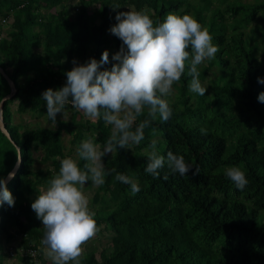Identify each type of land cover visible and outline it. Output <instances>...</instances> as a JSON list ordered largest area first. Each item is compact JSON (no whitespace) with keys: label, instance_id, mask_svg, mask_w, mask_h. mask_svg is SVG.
Instances as JSON below:
<instances>
[{"label":"trees","instance_id":"obj_1","mask_svg":"<svg viewBox=\"0 0 264 264\" xmlns=\"http://www.w3.org/2000/svg\"><path fill=\"white\" fill-rule=\"evenodd\" d=\"M116 4L120 7L113 10ZM122 9L143 10L154 26L170 13L190 15L209 31L218 52L198 66L205 96L189 91L186 65L172 95L164 97L171 118H158L138 145L103 158L105 170L116 171L94 189L90 208L109 246L85 248L80 264H264V103L258 101L264 85L257 82L264 78V0H0V32L5 31L0 33V67L16 87L2 119L21 156L6 184L15 204L0 205V264L9 252L5 245L17 239L20 264H34L30 249L42 255L45 230L31 204L59 173L62 159L71 157L83 169L85 161L76 152L82 141L103 146L112 134L102 119L78 121L71 105L66 109L74 111L73 117L56 118L54 128L17 124L14 115L45 116L42 93L66 84L73 60L78 65L99 61L107 50L111 61L122 41L109 29ZM9 93L0 74V101ZM146 118L147 109L133 130ZM152 140L159 155L183 156L193 170L181 177L165 164L159 178L146 173L145 149ZM17 160L16 147L0 131V179ZM233 166L248 181L242 191L225 174ZM116 173L132 177L140 192L133 195L129 185L115 180ZM41 255L37 261L47 264Z\"/></svg>","mask_w":264,"mask_h":264},{"label":"clouds","instance_id":"obj_2","mask_svg":"<svg viewBox=\"0 0 264 264\" xmlns=\"http://www.w3.org/2000/svg\"><path fill=\"white\" fill-rule=\"evenodd\" d=\"M119 7L116 4L112 8ZM115 20L117 23L109 32L122 44L111 61L107 50L99 61L90 58L85 64L78 65L73 60V69L66 73V84L59 90L47 89L42 93L46 116L53 126L57 124V114L64 117L68 105L93 122L102 119L112 126V134L103 146L94 143L93 139L79 144L76 152L85 161L83 169L71 157L62 159L59 173L31 204L37 219L44 225L42 243L48 248L47 255L52 264H69L70 261L80 264L82 246L99 231L83 189L87 182L93 186L103 185L105 175L116 171H106L103 158L119 149L138 145L144 139V130L158 118L163 122L171 118L172 109L164 97L172 95L173 84L180 81L186 65L188 75L192 77L189 91L205 96L207 88L200 82L198 66L214 59L218 52L209 31L190 15L181 17L170 13L156 26L143 10L118 12ZM111 62H115L111 68H105ZM257 82L264 85V78L257 77ZM258 101L264 103V92L258 95ZM145 109L148 118L133 130L134 122ZM2 116L3 111H0V120ZM204 131L201 129L202 133ZM156 132L153 128L154 136ZM145 151L149 152L145 172L155 178L160 177L165 164L171 173L181 177L193 170L183 156L171 151L167 152L166 158L159 155L156 140H152ZM198 174L199 169L195 168L193 175ZM225 174L238 190L242 191L248 183L239 167H229ZM163 179L167 180L168 175ZM115 180L129 185L133 195L140 192L132 177L116 173ZM4 203L12 207L15 200L5 180L0 179V205Z\"/></svg>","mask_w":264,"mask_h":264},{"label":"rangeland","instance_id":"obj_3","mask_svg":"<svg viewBox=\"0 0 264 264\" xmlns=\"http://www.w3.org/2000/svg\"><path fill=\"white\" fill-rule=\"evenodd\" d=\"M70 5H74V2H71ZM123 12L126 11H132L130 9H126L123 10ZM46 13V12H45ZM71 15H73V12L71 10ZM3 29H8L4 26ZM2 35H5V31L0 32ZM15 109V106L13 107ZM74 111L70 110V109H66L65 115L63 117V114H57V118L63 119V120H70L73 117ZM47 115V114H46ZM43 116V117H32L29 114H23V115H14V122L15 123H21L24 126L27 127H33V126H42V127H46V128H54L55 126L52 125L51 121L48 119L47 116ZM76 119L79 120H89L88 118H86L82 112H79L76 110ZM91 121V120H89ZM111 132H112V126H111ZM70 137L68 136H63V141H64V145L66 147H70ZM38 155V154H37ZM36 157V154L34 155ZM35 167H38V164H35ZM43 167V166H41ZM97 186H93V185H89L88 182L85 185V188L83 189L84 194L86 195V197L89 200V210L92 212L93 210L90 208L91 206V202L90 199L93 196L94 193V189ZM41 194V193H40ZM41 226L44 228V225L41 224ZM99 231L97 232V234L90 239L86 244H84L82 247L85 250V248L87 247H96L99 249H103V248H107L109 246V239H108V234H106V232L103 231V226H99ZM18 239L16 241H13L11 243H9L8 245H5V250H7V248L10 247H14L15 250V256H14V252L12 251L11 254L7 255V259L5 261V264H20V261H18L17 259V255L22 252L20 245H18ZM40 248H42V255L41 257H43V260L47 263V264H51L52 260L48 257L47 252H48V248L46 245H44L43 243H41V245L39 246ZM39 249V248H38ZM39 251V250H38ZM71 263V261L69 262ZM42 264V262H41Z\"/></svg>","mask_w":264,"mask_h":264},{"label":"water","instance_id":"obj_4","mask_svg":"<svg viewBox=\"0 0 264 264\" xmlns=\"http://www.w3.org/2000/svg\"><path fill=\"white\" fill-rule=\"evenodd\" d=\"M0 74L2 75V77L7 82L8 86L10 87V93L0 101V111H2L5 102H7L8 100H11L16 95V87H15L14 82L10 79V77L7 75V73L1 67H0ZM0 131L16 147L17 154H18V160L16 162L15 167L10 171V173L4 179L5 185H6L16 174V172L20 166V163H21V156H20V148L13 142L10 134L8 133L6 127L3 123V119L0 120ZM10 174H11V178H9Z\"/></svg>","mask_w":264,"mask_h":264},{"label":"built area","instance_id":"obj_5","mask_svg":"<svg viewBox=\"0 0 264 264\" xmlns=\"http://www.w3.org/2000/svg\"><path fill=\"white\" fill-rule=\"evenodd\" d=\"M12 251L14 252V256H15V251L12 249V247L9 248L8 254H11ZM27 255L30 256V260L32 259L34 264H40V262L37 261V258H39L40 255L38 250L30 249L28 250Z\"/></svg>","mask_w":264,"mask_h":264}]
</instances>
